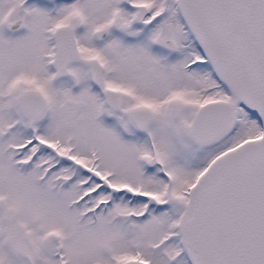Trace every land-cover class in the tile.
I'll return each mask as SVG.
<instances>
[{
    "label": "snow or ice",
    "instance_id": "6c2138e0",
    "mask_svg": "<svg viewBox=\"0 0 264 264\" xmlns=\"http://www.w3.org/2000/svg\"><path fill=\"white\" fill-rule=\"evenodd\" d=\"M0 264H264V0H0Z\"/></svg>",
    "mask_w": 264,
    "mask_h": 264
}]
</instances>
